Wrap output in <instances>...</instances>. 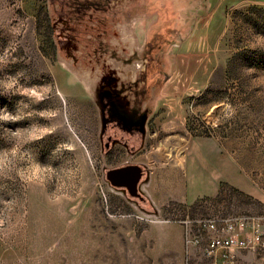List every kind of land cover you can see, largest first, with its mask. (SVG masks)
Segmentation results:
<instances>
[{
	"label": "rangeland",
	"instance_id": "1",
	"mask_svg": "<svg viewBox=\"0 0 264 264\" xmlns=\"http://www.w3.org/2000/svg\"><path fill=\"white\" fill-rule=\"evenodd\" d=\"M236 1L0 0V264H196L204 219L264 231V0ZM68 4L91 16L73 58L52 30ZM133 80L140 132L113 133L104 120L129 111ZM107 87L124 92L102 105ZM178 140L183 155L212 142L250 188L171 198L176 158L157 151ZM127 165L135 196L106 175Z\"/></svg>",
	"mask_w": 264,
	"mask_h": 264
},
{
	"label": "crops",
	"instance_id": "2",
	"mask_svg": "<svg viewBox=\"0 0 264 264\" xmlns=\"http://www.w3.org/2000/svg\"><path fill=\"white\" fill-rule=\"evenodd\" d=\"M257 2L263 3V0H237L235 3ZM179 144V140L173 146L162 143L160 150L157 151V158L168 157L169 151L167 153L165 151L170 147L176 158V162L170 163L169 172L173 175V178L169 179V185H167L166 179H163V188H171L175 191L171 193V198L186 203H192L200 197L214 198L218 194L221 183L229 184L243 191L250 188L251 183L247 179L243 176L237 177L234 160L216 153L214 151L215 145L212 142H191L185 155L180 153ZM188 152H190V155L187 159ZM173 164L182 166L181 169L184 170L185 179L181 177L180 173L182 174V172H180V169L172 166ZM259 255L257 254L255 258ZM249 258L254 259L251 256Z\"/></svg>",
	"mask_w": 264,
	"mask_h": 264
},
{
	"label": "built area",
	"instance_id": "3",
	"mask_svg": "<svg viewBox=\"0 0 264 264\" xmlns=\"http://www.w3.org/2000/svg\"><path fill=\"white\" fill-rule=\"evenodd\" d=\"M202 227L207 237L196 264H264V231L259 221L228 215L204 219Z\"/></svg>",
	"mask_w": 264,
	"mask_h": 264
},
{
	"label": "flooded vegetation",
	"instance_id": "4",
	"mask_svg": "<svg viewBox=\"0 0 264 264\" xmlns=\"http://www.w3.org/2000/svg\"><path fill=\"white\" fill-rule=\"evenodd\" d=\"M69 7H67V13H64L62 16L60 17L61 19H63L61 22L58 23L57 22V27H53L52 30H56L55 32L59 35V36H65L66 40L70 43V46H68V50L67 53L69 55H72V58L74 57V52L73 53V49L71 48V44L73 42H75V38H76V30L77 27H79L80 24V19L82 17H90L91 16H87L85 14L84 15H79V13L74 12V5H70L68 4ZM95 8V7H94ZM59 38V37H58ZM59 40V39H57ZM76 44V42H75ZM74 47V46H73ZM71 48V49H69ZM129 86L131 87V99H132V104L130 105L129 111L127 109H125L124 113H116L115 116L113 118H110V120H104V128H109L111 129V131L113 133H116L117 131H123L126 133H132V132H136L139 133L140 132V127H141V119L142 116L139 113L140 110V98L143 96L144 94V83H142V85H139V80H133L131 81V83H129ZM104 98L102 100V105H106L109 104L108 102H110L111 100L116 101V99H118L119 97H121L120 95H122V93L124 91H122L121 89L118 92H113L111 91L108 87L105 88L104 91ZM140 97V98H139ZM122 101V100H121ZM104 119V118H103ZM109 126V127H108ZM116 140L117 138L113 137L108 134L106 136V141L108 140ZM120 168V167H119ZM137 168V167H136ZM133 171H135V174L137 175H141V171L140 168L138 170L133 168L131 169ZM119 171L118 172H114L111 171L109 173H107V177L110 178L111 181H113L114 183H116L117 186L119 187H123L124 189H126V191H133L137 185V181H136V177L134 178L129 177V178H125V177H119ZM135 176V175H134ZM138 180V179H137ZM136 181V182H135Z\"/></svg>",
	"mask_w": 264,
	"mask_h": 264
},
{
	"label": "trees",
	"instance_id": "5",
	"mask_svg": "<svg viewBox=\"0 0 264 264\" xmlns=\"http://www.w3.org/2000/svg\"><path fill=\"white\" fill-rule=\"evenodd\" d=\"M131 11H133V10H131ZM130 11V12H131ZM122 17H128L129 15H126L123 11H122ZM86 20V19H85ZM90 25V23H88V26ZM88 26H87V28H88ZM79 27H80V24H79ZM92 27V26H91ZM100 29H102V31H104V32H102V34L103 33H106V30L101 26V27H99ZM88 29H90V28H88ZM101 34V35H102ZM105 35V34H104ZM102 39H103V37H102ZM103 41V40H102ZM77 44V43H76ZM101 44H102V42H101ZM153 45H154V42L153 41H148L146 44H145V48H144V53L146 54V55H150V53H151V48L153 47ZM95 48V50H100L101 49V46H96V47H94ZM94 48H93V50H94ZM103 48V47H102ZM55 50L57 51V48H56V44H55ZM62 50V49H61ZM63 50H64V52H66V56H67V58H72V55H69L68 53H67V50L65 49V48H63ZM94 50V51H95ZM153 52V51H152ZM225 185V183H221L220 184V186H219V191H218V194H217V196L221 193V190H222V187Z\"/></svg>",
	"mask_w": 264,
	"mask_h": 264
},
{
	"label": "water",
	"instance_id": "6",
	"mask_svg": "<svg viewBox=\"0 0 264 264\" xmlns=\"http://www.w3.org/2000/svg\"><path fill=\"white\" fill-rule=\"evenodd\" d=\"M137 166H135V165H127V166H123V167H120V168H115V169H111V170H109L107 173H109V172H111V171H114V172H124V171H129V170H131V169H133V168H135L136 170H137V168H136ZM139 170V169H138ZM137 170V171H138ZM136 181H137V179L139 178V175L137 174L136 176ZM109 179V178H108ZM110 180V179H109ZM135 181V182H136ZM113 184H115L116 185V183H113ZM130 195H132V196H135V195H137V193L134 191H127Z\"/></svg>",
	"mask_w": 264,
	"mask_h": 264
},
{
	"label": "bare ground",
	"instance_id": "7",
	"mask_svg": "<svg viewBox=\"0 0 264 264\" xmlns=\"http://www.w3.org/2000/svg\"><path fill=\"white\" fill-rule=\"evenodd\" d=\"M179 163V162H178Z\"/></svg>",
	"mask_w": 264,
	"mask_h": 264
}]
</instances>
